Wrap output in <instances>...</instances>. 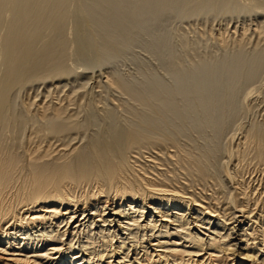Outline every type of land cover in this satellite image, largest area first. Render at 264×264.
<instances>
[{
	"label": "bare ground",
	"instance_id": "bare-ground-1",
	"mask_svg": "<svg viewBox=\"0 0 264 264\" xmlns=\"http://www.w3.org/2000/svg\"><path fill=\"white\" fill-rule=\"evenodd\" d=\"M260 105L264 0H0V264H264Z\"/></svg>",
	"mask_w": 264,
	"mask_h": 264
},
{
	"label": "rangeland",
	"instance_id": "rangeland-1",
	"mask_svg": "<svg viewBox=\"0 0 264 264\" xmlns=\"http://www.w3.org/2000/svg\"><path fill=\"white\" fill-rule=\"evenodd\" d=\"M249 23L248 24H251V22L252 21H250V19H249V21H248ZM216 30V29H215ZM119 60V61H118ZM118 60H115L114 61V64H103V65H100V67H98L97 69H95L96 71L95 72H97V74H99L101 77L103 76V72L104 73H106V72H108L110 69H114V67H116V61H117V63L119 62V67H118V65H117V69L119 70V72H122V73H127V70L129 71L130 69H133V65H132V63H130L128 60H122L121 58H118ZM122 61V62H121ZM126 61V62H125ZM122 63V64H121ZM74 65H75V63H74ZM112 65V66H111ZM115 65V66H114ZM108 67H110V68H108ZM113 67V68H112ZM101 68V69H100ZM126 68V69H125ZM109 69V70H108ZM99 70V71H98ZM101 71V72H100ZM133 70H130L129 72H132ZM264 105H260V106H256V109L254 108V110L252 111L253 112V115H252V113L251 114H249L248 113V115L247 116H245V114H243L242 116H239V120H235L234 121V123L232 124L234 127H230L227 131L229 132H227V134H225V135H227V136H225V140L224 141H227L228 139H230L231 137H232V135L233 136H235V133L239 130V128L241 127V129L239 130L240 132H237L236 133V136H235V141H236V139H237V136H239V133L240 134H242L243 135V126L245 127V125H249V124H251V121H252V119L254 120V119H256V121H258V122H262V120H263V122H264V107H263ZM245 116V117H244ZM250 116H251V118H250ZM248 117V118H247ZM243 118V119H242ZM243 120V121H242ZM237 121V122H236ZM236 123V124H235ZM239 124V125H238ZM247 125V126H248ZM237 127H238V129H237ZM233 128H234V130H233ZM232 130V131H231ZM236 130V131H235ZM233 131H234V133H233ZM232 133V134H231ZM228 136H229V138H228ZM235 146H237L236 144H233V148H234V150L236 149V147ZM235 155V158H234V156L233 157H231V164H229L228 166H224L223 165V163L226 161V159H228V158H226L227 156L225 155V153H224V151H223V153L221 154V161H222V163H221V170L222 171H224L223 170V168H227V169H230V170H233V169H235L236 168V165H238L239 164V162L241 161V160H238L237 159V155L236 154H234ZM237 161H236V160ZM234 162H235V164H234ZM237 162V163H236ZM232 167V168H231ZM247 176H245V178H246ZM201 233H203L202 231H200ZM237 262V260L234 262V263H236Z\"/></svg>",
	"mask_w": 264,
	"mask_h": 264
}]
</instances>
